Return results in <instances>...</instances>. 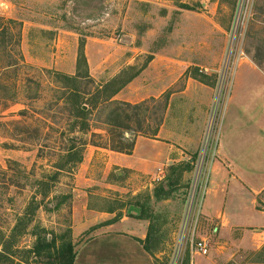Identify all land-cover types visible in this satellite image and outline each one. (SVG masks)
<instances>
[{
  "label": "rangeland",
  "instance_id": "1",
  "mask_svg": "<svg viewBox=\"0 0 264 264\" xmlns=\"http://www.w3.org/2000/svg\"><path fill=\"white\" fill-rule=\"evenodd\" d=\"M81 44L90 77L69 82L58 74H77ZM256 63L264 73V0H0V242L7 244L10 259L0 264L34 263L29 252L36 243L35 226L56 235L72 230L74 190L88 150L111 144L104 123L110 109L105 95L97 98L99 88L136 73L113 99L141 105L128 111L131 119L124 123L134 132L125 133V144L154 136L162 127L185 147L188 158L182 163L192 169L164 201H157L154 191L166 186L170 167L182 163L169 166L162 179L152 178L135 196L109 188L115 182L126 184L127 177L116 181L112 174L106 186L86 190L89 207L117 217L128 216L137 203L149 206L155 215L149 244L154 264H174L193 176L203 163V175L210 172L218 158L212 156L234 81L241 74L244 81H260L242 71ZM195 77L207 85L199 84L194 97L175 99L189 81L198 83ZM66 87L79 89L82 103L92 112L87 134L79 132L77 102L68 100ZM94 101L96 108L90 105ZM86 142L90 145L82 151L83 162L69 164L70 147L79 151ZM97 153L90 170L102 174ZM67 163L61 172L56 168ZM260 203L264 206V197ZM200 221L192 239L208 241L209 254H193L189 242L177 264H264V239L250 248H220L217 233Z\"/></svg>",
  "mask_w": 264,
  "mask_h": 264
},
{
  "label": "crops",
  "instance_id": "2",
  "mask_svg": "<svg viewBox=\"0 0 264 264\" xmlns=\"http://www.w3.org/2000/svg\"><path fill=\"white\" fill-rule=\"evenodd\" d=\"M244 70L257 75L260 81H244L243 74L234 81L233 95L220 124L218 158L210 168V186L200 221L211 233H217L220 248H250L264 239V206L260 203L264 197V73L250 64L243 66ZM199 84L204 86L189 81L186 90L175 93L174 98L185 94L194 97ZM161 128L155 138L137 137L130 155L104 148L88 150L73 197L75 264H154V257L141 243L148 236L150 223L124 215L108 224L116 217L115 212L90 208V193L86 190L106 186L112 174L116 181L124 175V186L115 182L109 188L135 196L152 178L162 179L169 166L186 162L185 147L173 142ZM96 152L102 174L90 170Z\"/></svg>",
  "mask_w": 264,
  "mask_h": 264
},
{
  "label": "trees",
  "instance_id": "3",
  "mask_svg": "<svg viewBox=\"0 0 264 264\" xmlns=\"http://www.w3.org/2000/svg\"><path fill=\"white\" fill-rule=\"evenodd\" d=\"M183 8L189 9V7L187 6ZM256 65L260 67L258 63H256ZM137 75L138 73L133 75L127 81H118V79H115L114 81H111L109 84H107L105 88H101V87L99 88L97 98L100 99L101 95H105L103 101L104 103L107 104L106 109H110L107 114L106 121L104 123L109 128V133L110 136H112V138H111V144H109L108 146H102L100 144L98 145L96 144L92 146L97 148L108 149L113 152H117L121 154H127V155L132 154L137 138L135 140H132V143L127 145L125 144L124 141L127 140L125 137V133L129 134L131 133L130 131L134 132V130L130 129V127L127 126L124 122L125 119L127 120L131 119V117L128 115V111L130 109L132 110L139 109L141 105L140 104L132 105L129 103L118 102L113 99L116 96V94L119 93L125 86H127ZM58 76H62L64 79L65 78L68 79L69 82H76L75 80H78L79 78H83V77L89 79L90 75L88 70V63L86 60V55L82 44L79 48L78 61H77V74L73 77L60 75V74H58ZM195 79L198 80V82L207 85L205 81L199 80L196 77ZM91 82L93 83V81ZM64 90H66L68 94L67 96H69L68 100L71 101V99L74 98L77 102L75 103L76 106L75 116L82 120L79 132L82 134L89 133L91 127L88 123V118L90 117L92 112L91 110H86L85 108L86 103H82L80 90L71 89L69 87H66ZM152 102L156 103L158 102V100L152 99ZM90 105L91 107L96 108L98 106V102L94 101L90 103ZM167 107H168V99L163 103V110H167ZM157 133L158 131H156V134H154V136H149L146 134L143 135V137L155 138ZM87 145L90 144L87 142L82 144L81 150L79 151H76L77 149L73 145L70 147V149L67 152V156L70 158L69 164H71L74 161V159H77V163L83 162L82 151ZM66 166H68V163L63 167L56 166V168H58L60 170L59 172H61V170H63ZM75 166L69 168H75ZM191 169L192 168L190 164H183V163L170 167L169 174L165 179L166 186L165 185L158 186L154 191V198L157 201L169 200L172 197V195L175 193L178 184H180V182L182 181L184 173H189ZM67 198L71 200L72 195H69ZM136 205H137L136 206L137 208L135 207L136 209H132L128 211V217L135 218L138 220L150 221L148 236L146 240L141 243L143 244L145 250L148 253H151L149 244L151 243L154 233V226L151 221L155 218V215L153 213H150L151 209L149 208V206H144L141 205L140 203H137ZM58 208H60V205H58ZM34 214L35 212L31 211V215L33 216ZM121 217L122 215H118L116 219L108 222V224L121 219ZM21 221L22 219H19L18 221L19 223L17 227H19ZM34 229H35L34 236L36 237V243L33 249L29 252L35 258L33 264H75L76 252H75V245L72 240L71 227H69L61 235H56L55 233H48V232L46 233V231L45 230L43 231L39 226H35ZM48 236H51V238H48ZM0 246H2L1 247L2 249L0 250V261H10L6 249L7 244H3L0 242Z\"/></svg>",
  "mask_w": 264,
  "mask_h": 264
},
{
  "label": "built area",
  "instance_id": "4",
  "mask_svg": "<svg viewBox=\"0 0 264 264\" xmlns=\"http://www.w3.org/2000/svg\"><path fill=\"white\" fill-rule=\"evenodd\" d=\"M219 131H220V126H219ZM218 141H219V134H218ZM217 149H218V143L214 151V154L212 156L213 159L215 156H217ZM207 150H208V143H206L205 145L204 148L205 152L203 151V154H206ZM213 163L214 161L212 162V164ZM203 165L204 163L201 164V166L199 165L200 168L196 170L193 176L194 184L191 193L188 197L186 217L184 218V221L182 223L181 231L177 240V249L175 253L174 264H177L180 261L183 255L184 246L187 245L189 242L191 243V251L193 254L207 256L210 252V246L208 241L202 240L196 243L192 239V232L195 231V229L199 225V221L202 215V207L205 198L208 194V190L210 186V172L208 171V173L203 175V170H202Z\"/></svg>",
  "mask_w": 264,
  "mask_h": 264
}]
</instances>
